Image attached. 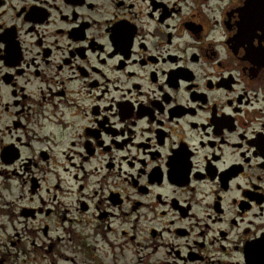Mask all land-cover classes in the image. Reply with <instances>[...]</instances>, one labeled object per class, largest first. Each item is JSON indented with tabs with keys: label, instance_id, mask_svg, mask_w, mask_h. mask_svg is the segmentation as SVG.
<instances>
[{
	"label": "flooded vegetation",
	"instance_id": "af4514ba",
	"mask_svg": "<svg viewBox=\"0 0 264 264\" xmlns=\"http://www.w3.org/2000/svg\"><path fill=\"white\" fill-rule=\"evenodd\" d=\"M0 264H264V0H0Z\"/></svg>",
	"mask_w": 264,
	"mask_h": 264
}]
</instances>
